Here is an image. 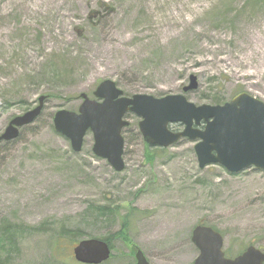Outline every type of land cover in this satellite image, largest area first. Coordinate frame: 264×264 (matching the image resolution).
Returning a JSON list of instances; mask_svg holds the SVG:
<instances>
[{"label":"rangeland","instance_id":"rangeland-1","mask_svg":"<svg viewBox=\"0 0 264 264\" xmlns=\"http://www.w3.org/2000/svg\"><path fill=\"white\" fill-rule=\"evenodd\" d=\"M190 76L195 106L240 93L264 103V0H0V135L45 97L35 122L0 145V225L23 228L7 264H77L74 241L62 245L70 258L53 244L63 230L108 238L104 264H133L134 246L150 264H192L200 223L223 234L230 258L249 244L264 252V171L199 169L188 140L147 149L128 114L117 173L93 155L91 133L74 153L53 129L56 112H77L104 81L162 98Z\"/></svg>","mask_w":264,"mask_h":264},{"label":"water","instance_id":"water-1","mask_svg":"<svg viewBox=\"0 0 264 264\" xmlns=\"http://www.w3.org/2000/svg\"><path fill=\"white\" fill-rule=\"evenodd\" d=\"M196 89V77L190 76L182 94L125 97L114 82L107 80L97 86L93 99L86 94L79 96L77 112H56L53 128L69 141L74 153L81 151L86 134L91 133L93 155L117 173L124 169L122 131L129 125L126 114L139 119L138 131L151 148H168L184 139L195 142L193 151L199 169L215 165L229 174L250 168L264 171V103L240 93L224 105L195 106L185 94ZM44 100L40 97L35 108L13 118L0 135V144L17 139L21 128L33 124ZM172 125H181L182 130L173 132L169 128ZM190 240L198 251L192 264H264V253L255 246L227 258L224 238L208 226H195ZM72 255L78 264H103L110 258V249L102 240L84 239L72 248ZM134 260V264H150L140 250Z\"/></svg>","mask_w":264,"mask_h":264},{"label":"trees","instance_id":"trees-1","mask_svg":"<svg viewBox=\"0 0 264 264\" xmlns=\"http://www.w3.org/2000/svg\"><path fill=\"white\" fill-rule=\"evenodd\" d=\"M253 1L256 2L257 0H253ZM211 101H212L213 105L223 104V103H221V100L218 98V96L213 98ZM173 128L174 127H171L170 129L176 130V129H173ZM145 146L147 147V145H145ZM148 148L149 147H147V149ZM155 150H158V148L155 149ZM100 209L102 211L101 213L105 214L106 216H116V212H114L113 210H110L107 207H101ZM199 225H204V224L200 223ZM212 228H214V227H212ZM21 229H23V228L22 227L20 228L19 226H15V225H12V224H9L7 222L2 223L0 225V264H7L8 261L10 260V255H11L12 251H14L16 249V244H15L16 243V237H15V235L17 234V231L21 230ZM214 229H216V228H214ZM123 231H125L124 227H122V228L120 227V230H119V232L116 235L119 236L120 233H122ZM78 233H79L78 230H76V231H64L63 230L61 232V235H59V237L56 238L54 243H53L54 246L57 247L56 248L57 251L58 252L62 251L63 253L66 251L67 252V256L70 258V254H69L70 250L68 248H66V247H63L62 245L65 244V243H69L70 244L71 242L74 241V244H72V246H70V247H74L79 241L82 240V238L79 236ZM63 239L65 240V242H63ZM75 239H78V242L77 241L75 242ZM95 239H100V240L104 241L108 245L110 251L112 252V250H113L112 242H110L108 240V238L99 237V238H95ZM119 241H121V242L123 241L124 243H127L128 239L125 236V234H122L121 237L119 238ZM249 245H252V244H249ZM136 250H137V248L134 246L133 250L131 252V258H133V255L135 254ZM241 252H239V253H241ZM226 255L228 256L229 253L226 252ZM63 256L66 259H68L65 255H63ZM110 258H111V256H110ZM71 259H72L73 262H75L73 257H71Z\"/></svg>","mask_w":264,"mask_h":264}]
</instances>
